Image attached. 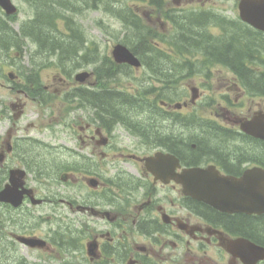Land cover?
<instances>
[{"label":"rangeland","instance_id":"obj_1","mask_svg":"<svg viewBox=\"0 0 264 264\" xmlns=\"http://www.w3.org/2000/svg\"><path fill=\"white\" fill-rule=\"evenodd\" d=\"M41 1L43 3L38 1L34 5L29 0H13L18 8L17 14L12 20L4 24L5 29L0 27V36L5 38L6 41H16L19 46L18 51L10 44L5 55H0V82L4 84L3 87L0 86V142L3 134L11 127V122H17V135L19 137L30 136L37 141L42 140L53 145L47 147L44 142H42L43 144L36 143L37 167L45 170L53 168L56 172L67 170L68 167L78 169L79 172L77 173H80V176H78L81 179L75 181V184L55 185L57 197L64 195L71 199L76 198V201L81 198V200H85L81 203L83 205L86 199L83 197L78 198V196L87 193V202L104 205L107 203L105 197L101 198L102 195L91 196L88 193L83 179L87 171L90 174L97 172V175L102 178H109L116 169L115 166H112L113 161H116L120 153L153 154L155 148H152L149 140H152L151 137L154 134L169 132L175 135L177 132H181L186 139L190 140V143L196 142L198 138L209 139L210 141L211 135L206 136L209 134L207 129L209 126L214 127L215 123L226 125L236 116L244 115L249 107L254 109L257 103L264 104V99L258 95L247 101L250 94L241 86L240 88L245 91L244 96L240 90L239 92L232 90L233 83L238 84V82L233 79L234 75L230 69L221 64L203 61L204 41H208L206 43L211 45L215 43L216 46L227 41L229 43L232 35L245 36L244 34L250 29L238 19L236 5L239 0H161L162 2L158 4V7L153 5L151 0H87V5L83 4L85 0H56L63 2L60 6L56 5L54 8L57 9L56 16L59 18L55 28L63 32L66 31L68 21L75 23L74 25L80 29V35L88 43L87 47L93 51L96 48V56L99 59L105 58L111 61L112 47L117 43H122L123 40L130 39L133 35L132 32L129 33L122 26L123 22L118 18L117 13L124 15L128 12L132 14L129 18L130 22L142 21V24L149 30L150 39L147 40L153 50L149 54L152 55L156 52L153 63L149 64V69L146 67L139 69L123 68L113 72L112 77L107 81L100 79V83H103L104 88L110 91L123 92L120 96L121 100L126 99L129 102L132 98L135 101L133 104L128 103L123 104V106L119 102H110L111 109L119 114L121 120L127 123V127L119 125V127L113 129V136L106 135L103 132L111 147L102 149L108 158L102 164V159L99 158L101 152L99 146L88 141L82 143L80 140L83 135L93 134L94 131L100 128L99 124L90 123V121H95L97 110L95 111L89 106L81 108L77 104V94L69 98L71 102L64 100V95H71L70 92L76 87L87 86L91 88V84L96 82L93 69L101 62L96 65L84 61H80L76 65L68 62L64 73L55 55L48 52L38 53L36 48L32 46L31 41L21 39L18 35V33H21L20 27L26 33H30L31 29L30 26H27V23L34 16L40 15V11L43 13L47 11L48 1ZM51 1L55 3L54 0ZM67 1L73 5V10L69 11L70 8H66L67 4L65 2ZM197 10L213 12V15L218 16L224 22L220 25L219 20L213 17L207 22H201L198 26H194L193 31L184 34L183 37H193L196 40H201V49L198 50L183 43L184 46L181 45L179 48L183 50L184 55L178 56L173 44H178L179 38L171 43L177 35L171 22L178 21L181 23L182 17H184L182 11ZM2 19L5 18L2 17ZM184 21L187 22V19ZM37 28L47 36L43 26L42 29ZM148 30H145V33ZM250 30L254 32L252 29ZM48 33L49 38H44L47 43L46 48L49 47V40L57 41L56 37L53 38L51 33ZM50 35L52 38H50ZM257 40L260 39L257 37ZM260 52V57L264 59V52ZM149 54H145V57H149ZM167 55H169V58ZM109 65L106 64L104 69L106 70ZM257 68L258 71H264L262 66H257ZM8 73L15 76L18 73V76L11 81L7 78ZM78 73H87L91 77L89 75L90 78L85 81L86 83L79 85L74 80V77L80 75ZM31 74L36 75L37 82L39 80L38 85L41 87L40 91H44V93L40 94L41 92L34 90L29 92L28 90V95L24 96L22 91L25 92L24 89H30L31 87H28L26 81L19 85L18 79L23 81L25 77L31 76ZM66 74H68V77H66ZM20 75L21 77L18 78ZM194 88L197 89L199 96L197 95L198 98L191 102L190 91ZM16 100H21L23 106L17 112V114L21 113L20 117L13 120L12 116L17 110L12 111L10 105L17 104ZM161 101L167 102L172 107L177 103L180 104L181 108L178 110L181 111L182 115H195L210 120L203 121L200 127L192 129L184 128L170 117L164 122L158 111L175 113L176 110L175 108L168 110L167 107H162ZM225 101H228V103H225ZM224 108L229 112L225 113ZM251 112H254V110H251ZM88 126L89 128L86 129ZM135 126L142 131L134 129ZM175 127H178V129ZM141 135L145 137L142 138ZM21 143L24 148L26 142L21 141ZM231 146L232 149L238 148L237 151H239L240 148L245 147V144L239 143L238 139L231 142ZM247 146L251 145L248 144ZM68 153H73L74 156L68 155ZM77 154L82 155L77 156ZM96 154L97 157H95ZM123 168L125 169V166ZM82 181L83 184L79 183ZM62 209L56 208V212L61 213ZM70 217L77 220L82 216L77 213L71 214ZM56 218L51 223H55ZM77 223L75 226L78 225ZM60 224L59 218L54 224V228H51L59 234L65 233L64 226ZM89 226L90 228L93 227L92 224ZM79 228H81V232L77 234H80L81 238L77 252L82 249L87 234L94 233L90 228L86 230H82V227ZM58 252L60 251L57 250ZM55 257L58 258V255Z\"/></svg>","mask_w":264,"mask_h":264},{"label":"flooded vegetation","instance_id":"obj_2","mask_svg":"<svg viewBox=\"0 0 264 264\" xmlns=\"http://www.w3.org/2000/svg\"><path fill=\"white\" fill-rule=\"evenodd\" d=\"M45 1L49 7L52 1ZM2 12L0 10L4 18ZM10 44L1 42L0 48ZM10 75L17 78L18 73L17 76L8 73ZM233 75L238 81L239 76ZM35 80L37 78L33 79L32 75L23 81L18 79L19 85L26 81L31 87L22 91L24 96L28 95V90L39 92ZM233 84L232 90H240L244 96L238 84ZM0 86L4 84L0 82ZM76 97L80 98L79 95ZM253 97H248L247 101ZM259 97L264 99V96ZM79 100L84 105L81 98ZM16 103L10 105L17 110L13 120L20 117L21 113L17 112L23 106L21 100ZM165 103L168 110L174 108ZM96 110L97 118L102 121V112L99 108ZM223 111L229 112L226 108ZM257 113L264 114V104L257 103L254 109L249 107L244 115L233 116L234 119L226 125L215 123V127L223 129V135L218 132L210 141L198 138L190 143L181 132H177L176 137L164 142L165 146L156 147L155 152L160 150L176 156V174L193 167H214L223 176L240 178L248 169L264 170V141L246 138L243 134L244 138L229 135L231 128L239 130L240 121ZM97 124L100 128L93 134L83 135L80 140L99 146V158L104 164L108 158L102 149L111 145L108 141L104 145L103 132L112 135L113 129L121 124L127 127V123ZM17 132V122H11L0 142V192L6 195V200L0 201V264H264V213H225L187 197L177 182L155 180L147 171L144 158L150 155L127 152L120 153L113 161L112 166L116 169L109 178L89 171L83 176L88 193L102 195L100 197H105L107 203L87 202V193H83L78 196L86 199L81 205L85 200L76 201V198L64 195L57 197L54 188L56 184L71 185L79 181L78 169L68 167L58 172L53 168L40 169L36 161V140L19 137ZM238 139L239 143L245 144L239 151L231 148V142ZM21 141L26 142L24 148ZM206 143L210 146L207 149ZM184 144L197 154L186 150ZM184 150L188 153L184 154ZM68 155L74 156L73 153ZM56 208H63L62 212H56ZM77 213L82 217L71 219V214ZM55 218V223L60 218L65 233L53 231L51 227L54 228L55 223L51 222ZM79 227L82 230L90 228L94 233L87 234L82 249L77 252L81 238L77 234L81 232Z\"/></svg>","mask_w":264,"mask_h":264},{"label":"trees","instance_id":"obj_3","mask_svg":"<svg viewBox=\"0 0 264 264\" xmlns=\"http://www.w3.org/2000/svg\"><path fill=\"white\" fill-rule=\"evenodd\" d=\"M156 7H158V4L161 3V0H152ZM122 21L123 26L129 31V33H133L130 39L123 40L122 43L129 46L130 50L137 56L140 57V59L144 62V64L149 65V61H151V58L148 56L145 57V54H149L151 47L149 45V30L146 26L142 24V21H129V18L132 16V14L126 12V14H119L118 15ZM40 16L41 22L39 23L35 21L33 24L31 23L30 29L33 30V32L30 33L31 37L36 38V41L39 43V53L42 52H48L52 54H56L57 62L60 64L62 70L65 69L66 63L71 62L74 65L78 64L80 61L84 62H90L91 59L89 56L94 57V51L87 47V42L84 41L82 35H80V29L70 21L68 23L66 28V33H58L55 31V28L49 20H44L43 17ZM213 17H210L206 14H198V15H190L186 16L187 22L182 20V22L177 23L176 26H178L180 31V34H189L193 31L194 26H198L201 24V22H207L208 20L212 19ZM184 19V20H186ZM215 19H217L215 17ZM219 20V19H218ZM222 19L219 20V24ZM231 24V23H229ZM46 29L47 37L49 36V30H54V34L51 33L53 38L56 37L57 41H48L49 47L46 48L47 43L45 42L44 38H47L44 32L41 30H38L37 27L40 29ZM47 27L49 29H47ZM51 28V29H50ZM145 30H148L147 33H145ZM50 35V38L52 36ZM245 36L240 35H232L231 39L229 40V43H222L220 45H211L209 43H206L208 41H204L205 44L203 46L204 48V54L205 57H208L210 62H214L217 64H223L224 66L228 67L233 73L238 75L241 79V82L244 86V88L254 95L258 96H264V71H258L257 66H262L264 68V59H262L261 52H264V34L258 33V32H252L250 29L247 30V32L244 34ZM258 35V36H256ZM257 37L262 41L259 42L257 40ZM49 38V37H48ZM179 43L174 44L175 47L181 46L183 43L186 44V46H190L195 49H201V40H196L193 37L191 38H185L183 35H180L179 37ZM52 40V39H51ZM59 41V42H58ZM181 43V44H180ZM46 44V45H45ZM184 46V45H182ZM181 50V49H180ZM183 51V50H181ZM92 54V55H91ZM264 54V53H263ZM151 64V63H150ZM106 77H110V75L105 74ZM104 90V89H103ZM113 91L104 90L100 93H94V92H86L81 93L79 92V95L82 96L81 100L85 101L89 107L92 108H99V110L102 113H105L106 117H113L116 118L119 115L117 112L113 111L112 109H109L110 102L112 100H117L120 98V94H118ZM84 97V98H83ZM134 103V100L132 104ZM103 108V109H102ZM163 114V113H162ZM177 120L181 118L182 124L184 128H197L201 126V123L203 121H206L204 118H200L195 115H185L182 117H179V115L174 116ZM196 117H198L196 119ZM209 130V134L206 136H210L212 138L216 137L218 132H222L218 127H212L209 126L207 128ZM230 137H237L236 134L230 133ZM170 135H159V145L163 144L164 142H170ZM157 142V143H158ZM188 144H184L186 147ZM209 143L205 144V149L209 148ZM188 148V146H187ZM189 150L193 155H196L197 153L194 152L191 149ZM170 150V149H169ZM186 150H184V154L188 153ZM174 153V152H172ZM193 162L194 160L191 159Z\"/></svg>","mask_w":264,"mask_h":264},{"label":"water","instance_id":"obj_4","mask_svg":"<svg viewBox=\"0 0 264 264\" xmlns=\"http://www.w3.org/2000/svg\"><path fill=\"white\" fill-rule=\"evenodd\" d=\"M0 6L8 14L14 12L8 0H0ZM238 10L243 22L264 32V0H240ZM112 56L117 63L139 66L134 55L122 45L113 48ZM86 77L87 74H81L76 79L82 82ZM192 92L196 93L194 89ZM240 130L264 140V115H255L251 120L241 122ZM145 161L147 169L156 178L166 176L174 179L182 185L184 195L203 201L221 212L264 213V171L261 169L247 170L240 178L222 176L214 167L192 168L176 176L173 169L177 160L169 154L157 153ZM5 196L4 192L0 193V201H5Z\"/></svg>","mask_w":264,"mask_h":264},{"label":"bare ground","instance_id":"obj_5","mask_svg":"<svg viewBox=\"0 0 264 264\" xmlns=\"http://www.w3.org/2000/svg\"><path fill=\"white\" fill-rule=\"evenodd\" d=\"M40 16H41V15H39V23L41 22V20H40ZM41 18H42V17H41ZM0 27H1V28L3 27V29H5L4 24L1 22V19H0ZM1 28H0V29H1Z\"/></svg>","mask_w":264,"mask_h":264}]
</instances>
